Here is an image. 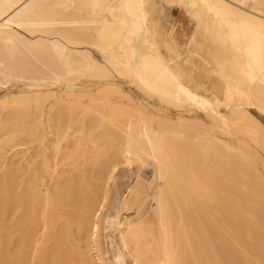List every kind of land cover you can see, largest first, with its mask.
Here are the masks:
<instances>
[{
	"label": "bare ground",
	"instance_id": "1",
	"mask_svg": "<svg viewBox=\"0 0 264 264\" xmlns=\"http://www.w3.org/2000/svg\"><path fill=\"white\" fill-rule=\"evenodd\" d=\"M0 92V264H264V0H0Z\"/></svg>",
	"mask_w": 264,
	"mask_h": 264
},
{
	"label": "rangeland",
	"instance_id": "2",
	"mask_svg": "<svg viewBox=\"0 0 264 264\" xmlns=\"http://www.w3.org/2000/svg\"><path fill=\"white\" fill-rule=\"evenodd\" d=\"M181 13V10L176 9V8H168L165 11V15H164V19L165 21L167 20V22H170L172 24H175L176 27L181 25V21L178 20V17ZM187 15V14H186ZM187 18L189 19L187 22V33L183 35V37L189 38L194 32H195V24L193 21L190 20L189 16L187 15ZM97 57V56H96ZM13 92H17L18 88H14L12 90ZM6 92H0V96L5 95ZM255 115L264 123V116L255 112Z\"/></svg>",
	"mask_w": 264,
	"mask_h": 264
}]
</instances>
